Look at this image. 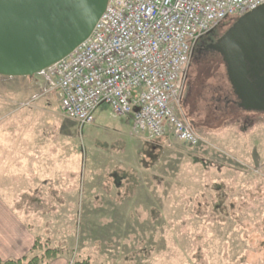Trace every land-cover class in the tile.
Returning <instances> with one entry per match:
<instances>
[{
	"label": "rangeland",
	"instance_id": "obj_1",
	"mask_svg": "<svg viewBox=\"0 0 264 264\" xmlns=\"http://www.w3.org/2000/svg\"><path fill=\"white\" fill-rule=\"evenodd\" d=\"M235 20L215 29L224 33ZM211 53L201 54L194 46L176 113L197 133L218 132L201 134L197 148L171 137L179 144L152 152L158 161L152 172L169 174L167 193L153 197L157 206L149 212L141 206L120 212V223H115L111 220L115 212L110 216L92 213L90 207L85 211V198L75 196L65 237L69 241L78 237L79 243L80 235L90 228L91 236L112 233L114 244L115 240L120 244L110 255L92 256L90 264H264V122L258 129L253 122L264 113L227 106L231 86L226 66L221 55ZM48 86L42 73L33 78L0 77V144L10 142L2 135L9 127L29 137V144H71L84 160V175L97 171L91 160L97 152L109 155L124 146L120 158H133L128 145L137 144L138 138L131 136L128 118H115L103 104L94 112L92 124L81 125L62 114L56 93ZM7 99H14L13 103H5ZM26 102L31 106L20 105ZM8 112L13 113L7 117ZM236 116L244 121L233 122ZM27 126L32 127L28 132ZM167 137L159 140L165 142ZM127 167L114 166V171L129 172ZM72 260L70 264L88 262Z\"/></svg>",
	"mask_w": 264,
	"mask_h": 264
},
{
	"label": "built area",
	"instance_id": "obj_2",
	"mask_svg": "<svg viewBox=\"0 0 264 264\" xmlns=\"http://www.w3.org/2000/svg\"><path fill=\"white\" fill-rule=\"evenodd\" d=\"M264 0H109L90 38L43 72L65 117L94 122L108 105L115 118L153 138L169 135L191 148L202 142L176 113L196 43ZM30 104L28 103L27 106Z\"/></svg>",
	"mask_w": 264,
	"mask_h": 264
},
{
	"label": "crops",
	"instance_id": "obj_3",
	"mask_svg": "<svg viewBox=\"0 0 264 264\" xmlns=\"http://www.w3.org/2000/svg\"><path fill=\"white\" fill-rule=\"evenodd\" d=\"M12 100L14 99H7L5 103H13ZM29 102L32 105V100ZM27 103L20 105L27 107ZM59 106L61 111L60 102ZM12 113L8 112L7 117ZM129 120L132 124V120ZM232 120L243 122L244 118L236 116ZM253 122L256 129L260 128L264 115L258 116ZM51 126L56 127L54 121ZM30 127H25L27 132ZM15 129L9 127L2 131V135L6 140L10 139V142L0 144L2 261L28 257L37 239L49 242L50 249L58 250V257L50 264H70L72 259L76 258L77 261L83 259L90 262L92 256L110 255L114 252L115 244L118 249L120 246L117 240L114 244L112 233L104 232L95 237L91 236V230L87 228V233L80 235L79 243L78 237L76 241H69L68 237H65L72 212L69 207H72L75 196L83 195L85 211L90 207L92 213L111 216L115 212L117 215L111 217V220L120 223V212L128 213L137 206L145 207L143 212H149L152 205L158 204V200L153 197H158L162 192L167 193L169 174L166 171L152 172V165L158 161L156 162V157L151 154L156 149L160 153L164 152L166 144H179L171 140L173 136H168L169 139L164 142L148 133L138 132L133 127L131 136L138 138L137 144L128 145V152L132 150L133 158L130 159L126 155L125 158H120V150L125 148L124 146L114 148L109 155L97 152L91 159L97 171L84 175V160L80 157L78 147L74 151L71 144H43L35 141L34 144H29V137ZM216 132L218 131L198 132V135L204 134L203 136L207 137L216 135ZM19 135L24 138L23 143L19 142ZM110 166L113 169H110ZM114 166L131 167H127L129 172H118L114 171ZM73 251L79 253L72 258L70 254Z\"/></svg>",
	"mask_w": 264,
	"mask_h": 264
},
{
	"label": "water",
	"instance_id": "obj_4",
	"mask_svg": "<svg viewBox=\"0 0 264 264\" xmlns=\"http://www.w3.org/2000/svg\"><path fill=\"white\" fill-rule=\"evenodd\" d=\"M109 0H0V76L30 77L92 35ZM211 49L239 108L264 113V5L237 18Z\"/></svg>",
	"mask_w": 264,
	"mask_h": 264
},
{
	"label": "trees",
	"instance_id": "obj_5",
	"mask_svg": "<svg viewBox=\"0 0 264 264\" xmlns=\"http://www.w3.org/2000/svg\"><path fill=\"white\" fill-rule=\"evenodd\" d=\"M58 251L49 248L47 241H42L37 239L31 254L28 257H25L20 260H9L2 261L0 260V264H50L53 260L58 257ZM77 264H90L87 263H77Z\"/></svg>",
	"mask_w": 264,
	"mask_h": 264
},
{
	"label": "flooded vegetation",
	"instance_id": "obj_6",
	"mask_svg": "<svg viewBox=\"0 0 264 264\" xmlns=\"http://www.w3.org/2000/svg\"><path fill=\"white\" fill-rule=\"evenodd\" d=\"M234 20H235V18H231V21H234ZM233 23L230 25V27L233 25ZM224 33L223 32H219L218 29H213L211 32H209L208 34H206L204 37H202L197 42L196 47H198V49L200 50V53L201 54H205V55L206 54H209L210 55V54H212L211 52L213 51L211 49V45L214 44V43H216L222 37V35ZM227 93H228V95L225 97L226 98V101L225 102L228 103L227 106L233 104V105H236L237 107H239L240 101L234 95L232 89H231V91H228Z\"/></svg>",
	"mask_w": 264,
	"mask_h": 264
}]
</instances>
